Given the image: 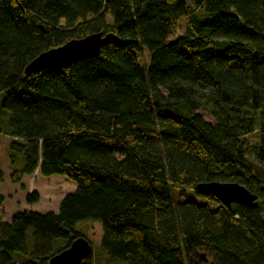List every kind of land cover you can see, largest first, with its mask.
Wrapping results in <instances>:
<instances>
[{"label":"trees","instance_id":"1","mask_svg":"<svg viewBox=\"0 0 264 264\" xmlns=\"http://www.w3.org/2000/svg\"><path fill=\"white\" fill-rule=\"evenodd\" d=\"M93 33L117 41L24 73ZM0 96L10 161L24 158L12 182L38 172L76 185L57 212L0 219V264H49L86 239L83 220L100 223L101 247L122 264H264V0H0ZM210 182L257 200L222 206L196 191ZM186 191L216 208L182 200Z\"/></svg>","mask_w":264,"mask_h":264},{"label":"rangeland","instance_id":"2","mask_svg":"<svg viewBox=\"0 0 264 264\" xmlns=\"http://www.w3.org/2000/svg\"><path fill=\"white\" fill-rule=\"evenodd\" d=\"M108 23H112L110 16H107ZM186 20L180 19L173 30L172 39L182 36L185 31ZM139 57L142 63L147 62V53L142 50L139 53ZM2 97L0 96V101ZM200 115L210 120L208 114V108L204 106L200 111ZM8 114L0 109L1 127L4 129ZM250 147L246 150V157L249 162L257 164L254 154V144L258 139L255 134L248 137ZM11 138L6 133H0V168L3 172V180L0 184V193L4 195L5 200L0 205V219L10 221L11 217L17 212L34 211L38 213L57 212L60 200L64 195L73 193L76 189V185L68 179L53 175L50 177H43L38 172L30 176H24L22 180L15 184L12 182L13 172L21 170L24 166V158L22 155L16 154L14 157V163L10 161V148L9 144ZM31 192H36L39 196V200L36 203H26V197ZM182 200L194 201L198 204H206L210 209H215L216 204L203 197H198L194 193L186 191L185 198ZM261 215L264 219V208L261 210ZM75 229L80 231L86 240L90 243L92 248V255L90 259L91 264H122L118 259L111 258L107 255L105 250L100 245L101 237V225L97 221L83 220L79 221ZM28 245L31 244V231L27 233ZM61 242L57 240L53 243V246Z\"/></svg>","mask_w":264,"mask_h":264},{"label":"water","instance_id":"3","mask_svg":"<svg viewBox=\"0 0 264 264\" xmlns=\"http://www.w3.org/2000/svg\"><path fill=\"white\" fill-rule=\"evenodd\" d=\"M114 41H117V37L111 33H93L81 39L70 40L38 55L26 66L24 73L29 74L49 65L67 67L78 60L96 57L103 46ZM196 191L213 197L225 207H230L232 203L250 206L257 200L255 195L237 183H201L196 186ZM91 255L90 243L84 238H78L68 248L54 255L49 264H82Z\"/></svg>","mask_w":264,"mask_h":264},{"label":"bare ground","instance_id":"4","mask_svg":"<svg viewBox=\"0 0 264 264\" xmlns=\"http://www.w3.org/2000/svg\"><path fill=\"white\" fill-rule=\"evenodd\" d=\"M4 196V195H3ZM4 200H5V197H4Z\"/></svg>","mask_w":264,"mask_h":264}]
</instances>
